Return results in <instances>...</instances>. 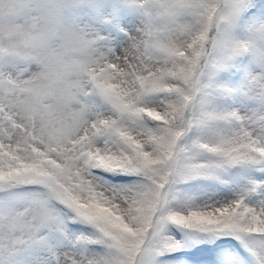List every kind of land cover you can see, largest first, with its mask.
Returning <instances> with one entry per match:
<instances>
[{"label": "snow or ice", "instance_id": "obj_1", "mask_svg": "<svg viewBox=\"0 0 264 264\" xmlns=\"http://www.w3.org/2000/svg\"><path fill=\"white\" fill-rule=\"evenodd\" d=\"M0 264H264V0H0Z\"/></svg>", "mask_w": 264, "mask_h": 264}, {"label": "rangeland", "instance_id": "obj_2", "mask_svg": "<svg viewBox=\"0 0 264 264\" xmlns=\"http://www.w3.org/2000/svg\"><path fill=\"white\" fill-rule=\"evenodd\" d=\"M126 17H127V19H126V22H125V26L126 27H130L131 23L134 20V17L131 15V13H126ZM31 67H32L33 70H38V66L35 65V64H33Z\"/></svg>", "mask_w": 264, "mask_h": 264}]
</instances>
